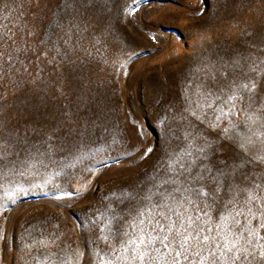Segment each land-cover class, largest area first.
Here are the masks:
<instances>
[{
  "label": "rangeland",
  "instance_id": "1",
  "mask_svg": "<svg viewBox=\"0 0 264 264\" xmlns=\"http://www.w3.org/2000/svg\"><path fill=\"white\" fill-rule=\"evenodd\" d=\"M225 157L264 195V0H0V264H140L183 208L255 227L177 203Z\"/></svg>",
  "mask_w": 264,
  "mask_h": 264
},
{
  "label": "snow or ice",
  "instance_id": "2",
  "mask_svg": "<svg viewBox=\"0 0 264 264\" xmlns=\"http://www.w3.org/2000/svg\"><path fill=\"white\" fill-rule=\"evenodd\" d=\"M244 87L249 92L253 90L247 85ZM148 151L150 152L151 149ZM215 167L220 176L224 177V184H221L218 178L213 177L215 187H212L206 182V177L201 174L194 178L195 184L193 186L178 193L177 203L179 206L183 207V202L186 201L187 204L194 205L198 211L203 212L204 208L223 205L224 213L221 219L228 220L231 217L236 225H240V220L233 216L230 210V208H235L236 215L247 218V215L251 214L253 219L257 221L256 226L248 225L233 230L232 224H229L226 236H220L219 233L210 236L204 233L211 232V229H205L197 224L196 220L193 219L195 213H190L187 208H183L184 214L175 213L177 217L175 221L171 216L160 212L158 215L162 216V220L156 221L160 232L156 235L148 233L147 243L140 238L132 241L135 247V251L132 253L134 260L144 264L145 260L151 261L153 259L152 253H159L163 248L171 250L168 255L172 258L173 264H181V260L191 264L193 259H195V264H244V262L251 264L255 260L264 264V235L260 234V230L264 229V219H261L264 213L257 215L252 212V208L249 206L252 202H256L257 205H264V195H253L254 190L259 192L261 183L253 176L250 179L241 177L237 181V185L243 184L242 187L228 184L232 168L229 166L226 157L221 159ZM246 180L249 182L243 183ZM225 186L228 187L227 192L223 191ZM205 187L208 188L207 192L204 191ZM173 198L176 199V197ZM202 201H207L204 203V208L200 207ZM156 207H163L167 208L169 212L172 211L167 204L161 206L157 202ZM204 215L207 216V212H204ZM196 219L198 220L199 217L197 216ZM165 220L167 223L163 222ZM156 242L161 245V248L154 246Z\"/></svg>",
  "mask_w": 264,
  "mask_h": 264
}]
</instances>
